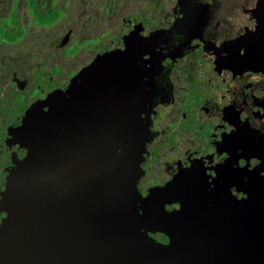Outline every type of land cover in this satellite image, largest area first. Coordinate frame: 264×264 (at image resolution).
I'll return each instance as SVG.
<instances>
[{
  "label": "flooded vegetation",
  "instance_id": "1",
  "mask_svg": "<svg viewBox=\"0 0 264 264\" xmlns=\"http://www.w3.org/2000/svg\"><path fill=\"white\" fill-rule=\"evenodd\" d=\"M56 2L0 0V173L28 156L27 136L97 104L101 130L128 134L99 148L123 157L151 137L135 190L163 210L161 192L190 174L264 175V0Z\"/></svg>",
  "mask_w": 264,
  "mask_h": 264
},
{
  "label": "water",
  "instance_id": "2",
  "mask_svg": "<svg viewBox=\"0 0 264 264\" xmlns=\"http://www.w3.org/2000/svg\"><path fill=\"white\" fill-rule=\"evenodd\" d=\"M98 114L27 136L28 156L0 173V264H264V175L190 174L164 188L163 210L135 190L149 134L118 157L99 144L128 134L101 130ZM157 232L169 242L153 244Z\"/></svg>",
  "mask_w": 264,
  "mask_h": 264
},
{
  "label": "rangeland",
  "instance_id": "3",
  "mask_svg": "<svg viewBox=\"0 0 264 264\" xmlns=\"http://www.w3.org/2000/svg\"><path fill=\"white\" fill-rule=\"evenodd\" d=\"M64 0H57L56 4L59 2L60 4L63 2ZM83 0H69L68 2V6H70L71 8L75 9V7H79L80 3ZM72 9V10H73ZM75 14H70L69 16L67 15L66 19H62L61 22H59L54 29L55 34H57L59 32V30L63 27L64 23L66 21H68L70 18H72V16ZM76 19V18H75Z\"/></svg>",
  "mask_w": 264,
  "mask_h": 264
},
{
  "label": "trees",
  "instance_id": "4",
  "mask_svg": "<svg viewBox=\"0 0 264 264\" xmlns=\"http://www.w3.org/2000/svg\"><path fill=\"white\" fill-rule=\"evenodd\" d=\"M58 18V15L55 14L53 21H55ZM52 22V21H51Z\"/></svg>",
  "mask_w": 264,
  "mask_h": 264
}]
</instances>
